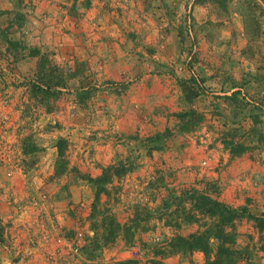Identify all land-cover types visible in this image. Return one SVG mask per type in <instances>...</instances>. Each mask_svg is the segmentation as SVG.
Wrapping results in <instances>:
<instances>
[{
  "label": "rangeland",
  "instance_id": "rangeland-1",
  "mask_svg": "<svg viewBox=\"0 0 264 264\" xmlns=\"http://www.w3.org/2000/svg\"><path fill=\"white\" fill-rule=\"evenodd\" d=\"M208 260L264 264V0H0V264Z\"/></svg>",
  "mask_w": 264,
  "mask_h": 264
},
{
  "label": "trees",
  "instance_id": "trees-1",
  "mask_svg": "<svg viewBox=\"0 0 264 264\" xmlns=\"http://www.w3.org/2000/svg\"><path fill=\"white\" fill-rule=\"evenodd\" d=\"M67 147V142L63 139H60L56 145V148L59 153V157L61 159H64L65 151ZM96 184H100L101 182H104V179H97L94 180ZM102 188H98L97 194H96V200L98 201L100 199ZM207 204V214L214 217L215 220H217L216 224L211 227L207 228L206 230H203L202 232L192 233L185 236H177L174 238V240L171 242V246L173 245V248L178 250L179 252H193L196 249H203L206 252H208L207 244H209V240L214 239L218 240L221 243H228V241L232 240L230 238L231 234L226 232V228H231L236 217L239 215L240 211L237 209L230 207L223 202L217 201L215 199H212L210 197H204L203 198ZM112 225L114 226V229H120L121 227L125 228V226H122L121 224H117L115 222H112ZM128 241H133L132 238H127ZM233 243V242H232ZM146 264H159L156 261H150ZM206 264H221L219 260H208Z\"/></svg>",
  "mask_w": 264,
  "mask_h": 264
},
{
  "label": "built area",
  "instance_id": "built-area-1",
  "mask_svg": "<svg viewBox=\"0 0 264 264\" xmlns=\"http://www.w3.org/2000/svg\"><path fill=\"white\" fill-rule=\"evenodd\" d=\"M204 164L206 165V164H207V162H206V161H204Z\"/></svg>",
  "mask_w": 264,
  "mask_h": 264
}]
</instances>
